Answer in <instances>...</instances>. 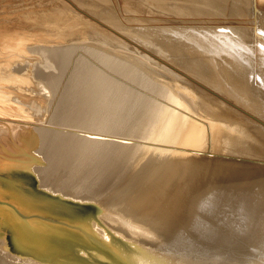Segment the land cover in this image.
<instances>
[{"label":"bare ground","instance_id":"6f19581e","mask_svg":"<svg viewBox=\"0 0 264 264\" xmlns=\"http://www.w3.org/2000/svg\"><path fill=\"white\" fill-rule=\"evenodd\" d=\"M64 1L88 32L24 45L23 105L0 88V264H264V1Z\"/></svg>","mask_w":264,"mask_h":264},{"label":"rangeland","instance_id":"374dc122","mask_svg":"<svg viewBox=\"0 0 264 264\" xmlns=\"http://www.w3.org/2000/svg\"><path fill=\"white\" fill-rule=\"evenodd\" d=\"M33 1L34 0H25V1L24 0H0V67H1L0 68V88H2L1 89V93H3V95H5L7 97H10L12 99L14 98L13 100L11 99V101H10V98H8V102L10 101V102H13L14 104L17 103L16 105H18V104L23 105V102L26 100L25 97H24L25 94L23 96V93H22L23 91L21 90V94H20V92H19L20 89L17 88L20 85L22 87L23 84H24V83H22V77H21L22 74L27 73V71L28 72L31 71L32 70V67H35L36 65H40V62H42L41 60H39V57L38 56L33 55L30 52L29 47H26L25 46V48H24V45H26V43L28 44V43L36 42L38 40L40 43H44L45 42L46 44H52L50 46L51 47H54V46H57L56 44L59 43V41L61 43L65 39V37H64L65 34L64 33L67 34V31H69V34L70 35L72 34L73 37L74 36H77V35H80L82 33H83L82 35H84L85 32L86 33L88 32L87 31L88 28L86 27L87 25L86 26L84 25L85 22L86 23H92L89 20V18L84 17L82 14H79L72 6H70V5L68 6V4L64 0L63 1L62 0H59V3H58V0L57 1L56 0H49V1L47 0V2H46V0H35L36 3H34ZM37 2H39V3H37ZM40 2L42 3L41 5L42 6H45V7H42L40 5ZM56 3H57L58 6L56 5ZM36 4H39V5H36ZM59 4L60 5H63V6H66V7H63L62 6L63 9H60ZM114 5H115V7L118 10H120L119 9V5L120 4H119V1L118 0H114ZM49 7H50V10L51 11L49 10ZM67 7L69 8V11H67L68 10ZM40 8H42L43 10H45V8H46L47 9L46 10L47 12L46 11L45 12L47 14L50 11L49 14H48L49 16H47L46 13L43 10H40ZM57 8H59V9H57ZM70 8L72 9V11H70L71 10ZM258 8H260V6ZM261 9L262 8H260L258 10V13H259L260 16L262 15ZM64 10H66V16H65V14L62 15V13H65ZM59 11H61L62 13L59 14L60 13ZM43 12L45 13L44 15H43ZM73 12H75V13H73ZM50 13H53V14H50ZM67 14L70 17H68ZM59 15L61 16L60 19H58ZM71 15H72V17H71ZM40 16L43 17V18H41ZM55 16H58V17H55ZM73 16L75 18H77L79 16L78 17L79 19L78 18H77L78 20L77 19H73L74 18ZM81 16H83V17L81 18ZM66 17L69 19V22H68V19ZM120 17H121V19H129V18H132V16H130L128 14H125V15L123 14ZM46 18L48 19V21L46 20ZM252 18H254V17L253 16L251 17V21L253 20ZM38 19H41V20L39 21ZM63 19H65V20L67 19L66 20L67 22L65 20L63 21ZM84 19H86V20L84 21ZM82 20H83V22H82ZM71 21H73V22H71ZM246 27H248V25ZM57 29H59L58 32H57ZM66 39H69V38H66ZM79 40L80 39H72L71 42H77ZM20 54H23L22 58L21 57L19 58V56H21ZM8 57H11V58H8ZM30 57H32V58L30 59ZM33 58L35 60L38 59V61H40V62H36L35 60H32ZM17 59H18V61H17ZM20 60H21V62H20ZM27 60H29V61H27ZM7 61H9V62H7ZM22 62L24 64H22ZM30 62H31V65H29ZM12 64H13V66H12ZM32 64H34V66ZM3 65L6 66L7 68L5 69V67ZM9 65H11V66H9ZM21 66H23L26 71L23 70L20 74H11L13 72L15 73V71L19 67L22 68ZM5 71H6L7 74H4ZM1 73H3V75H1ZM6 75H8V77ZM11 76H12V78H11ZM3 77H5V79ZM2 79H4V80H2ZM15 84H17V85H15ZM8 85L11 86V88H9ZM12 85H14L15 86V89H17L16 90V93H14V94L12 93V92H15V91H13L14 88H12V87H14V86H12ZM3 86H5L6 88L3 87ZM8 94L9 95L11 94V95L9 96ZM17 94H20V95H17ZM14 95L15 96L17 95V97H13ZM22 96H23V98H22ZM189 100H192V99L189 97ZM186 110H188V112ZM180 111H182L184 113L183 114L181 112H178L183 117H185L187 115L186 116L187 118H185V119H188L187 122L191 121L190 118H189L190 117L189 116L190 115V112H189L190 110L188 109V105H187V109L181 108ZM205 127H206V125H205ZM205 130H207V132ZM204 133H205V136L207 137L208 136V129L207 128L204 129ZM152 136L153 135H151L150 137L145 138V139L148 141V140H150V138H152ZM146 140L140 141V142H142V146H147L148 147V146H150L151 143L152 144L153 143L156 144V142H157V141L154 142V138L152 139L153 142L151 140H150L151 142L150 141L146 142ZM118 142H121V143L123 142L125 144H131V143L134 144L133 142H130V141H127V142L126 141H118ZM143 142H146V143H143ZM148 143H150V144H148ZM152 144H151V146L154 145V144L153 145ZM153 147L151 149H153ZM263 229H264L263 227H260V229L258 230V234L259 235H264ZM259 235H258L257 238H255L254 240H251L250 241V244L251 245H255V246L259 245V243L261 242L260 241V238H259ZM171 236L174 238L175 242L177 244H179V245H181L182 243L188 244V249L189 248L192 249L193 252L196 251L195 250V247L200 248V249L208 248V247H206V245H203L202 242H198V244H196L197 241L194 242L195 239L189 238V237H187L186 235H183V234L173 233V235L171 234ZM237 245H239V244H237ZM237 245H235L233 247H237V248L241 247V246H237ZM184 247H187V245H185ZM210 249H212V251H214L216 254H220L218 251H221L222 252V251L228 250V248L222 249V248H215V247H211ZM184 250H187V249H184ZM212 251L209 252L207 255H205L206 256L205 258L208 259L207 261L205 260V263L206 264H216V263H218L217 260H219L221 258H223V261H221L222 260L221 259L219 262L220 263L222 262L223 264H230V262H231V264H241V263L242 264H245V263H248L249 261H251V259L249 260V258H244V259L238 258L237 259L235 257L234 258H231V259H229L227 257L228 259L226 260V259H224L225 256H222V254L219 256V255L214 254V252H212ZM252 251H253V249H252ZM249 252H251V251H249V248L247 247L245 249V253H246V256L247 257L251 256L249 254ZM212 254H214V255H216L218 257H216V256H214ZM208 255H210L211 259L209 257L207 258ZM244 255L245 254H243V256ZM232 259H234V262H233ZM245 259H246L247 262L245 261ZM224 260L227 261V262H224ZM174 263H176V262H174ZM220 263H218V264H220Z\"/></svg>","mask_w":264,"mask_h":264},{"label":"water","instance_id":"95a60500","mask_svg":"<svg viewBox=\"0 0 264 264\" xmlns=\"http://www.w3.org/2000/svg\"><path fill=\"white\" fill-rule=\"evenodd\" d=\"M237 160L239 161V162H241L242 161V159H240V158H237ZM243 167H245V166H242V168ZM245 168H247V169H249L248 167H245ZM246 169V170H247ZM253 172H255L254 170H253ZM247 181H250V180H247ZM242 187H245V186H243V182H242V185L241 186H237V184H236V187H233V188H235L236 190L237 189H239V188H242ZM236 197V196H235ZM235 197H234V199H235ZM248 199H251V198H248V197H246V196H244V195H239L238 196V198H236V201L237 202H239V201H244V202H247L248 201ZM262 200H263V198H259V202L261 203L262 202ZM235 201V202H236ZM264 201V200H263ZM263 204V203H262ZM244 217V215L242 216V215H240L239 216V218L240 219H242ZM246 218H249V217H251V216H249L248 215V217L247 216H245ZM221 228H220V226H218V228L216 229H214V230H205L204 232H203V234H201V232L199 233V234H201V240H203V241H207L206 240V238L207 239H215V242L217 241L218 242V240H219V238L220 237H222V235L224 236V235H226L225 233H227V234H233L234 232H232V230L229 228V226H231V224H229V226H227V227H225L223 224H221ZM234 231H236V230H234ZM192 232H194V231H192ZM184 234V233H183ZM196 234V233H195ZM205 237V238H203V237ZM116 237H120L119 235H117L116 234ZM121 238V237H120ZM98 239V242H101L102 244H104V245H106V247H107V244H106V242H104V240H102L101 238H97ZM123 239V238H122ZM210 242V241H209ZM234 248H233V246L232 247H230V248H228V250L230 251V250H233ZM254 251V250H253ZM250 260V259H249ZM250 262H252V261H249L247 264H251Z\"/></svg>","mask_w":264,"mask_h":264}]
</instances>
